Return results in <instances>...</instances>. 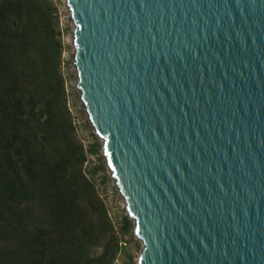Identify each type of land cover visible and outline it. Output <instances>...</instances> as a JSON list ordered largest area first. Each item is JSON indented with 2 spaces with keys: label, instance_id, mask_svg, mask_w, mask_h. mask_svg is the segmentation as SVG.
<instances>
[{
  "label": "water",
  "instance_id": "water-1",
  "mask_svg": "<svg viewBox=\"0 0 264 264\" xmlns=\"http://www.w3.org/2000/svg\"><path fill=\"white\" fill-rule=\"evenodd\" d=\"M65 3L139 264H264V0Z\"/></svg>",
  "mask_w": 264,
  "mask_h": 264
},
{
  "label": "trees",
  "instance_id": "trees-1",
  "mask_svg": "<svg viewBox=\"0 0 264 264\" xmlns=\"http://www.w3.org/2000/svg\"><path fill=\"white\" fill-rule=\"evenodd\" d=\"M50 0H0V264H113L73 132Z\"/></svg>",
  "mask_w": 264,
  "mask_h": 264
},
{
  "label": "rangeland",
  "instance_id": "rangeland-1",
  "mask_svg": "<svg viewBox=\"0 0 264 264\" xmlns=\"http://www.w3.org/2000/svg\"><path fill=\"white\" fill-rule=\"evenodd\" d=\"M54 6V28L61 44L58 71L62 79L63 100L69 110L73 132L85 153L84 172L95 185L102 199L117 238V252L113 264H139L143 245L134 229V222L115 185L106 163L102 138L89 120L77 87L76 66L73 62L74 44L69 9L65 0H50Z\"/></svg>",
  "mask_w": 264,
  "mask_h": 264
}]
</instances>
